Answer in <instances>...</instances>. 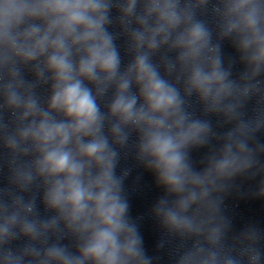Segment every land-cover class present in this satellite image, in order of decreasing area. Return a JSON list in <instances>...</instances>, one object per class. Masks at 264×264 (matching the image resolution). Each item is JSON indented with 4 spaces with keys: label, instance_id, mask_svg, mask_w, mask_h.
<instances>
[{
    "label": "clouds",
    "instance_id": "9594fccd",
    "mask_svg": "<svg viewBox=\"0 0 264 264\" xmlns=\"http://www.w3.org/2000/svg\"><path fill=\"white\" fill-rule=\"evenodd\" d=\"M262 130L264 0H0V264H156L129 157L170 264H264L225 205L264 199Z\"/></svg>",
    "mask_w": 264,
    "mask_h": 264
}]
</instances>
